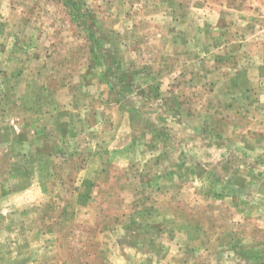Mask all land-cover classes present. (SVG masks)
<instances>
[{
    "label": "rangeland",
    "instance_id": "1",
    "mask_svg": "<svg viewBox=\"0 0 264 264\" xmlns=\"http://www.w3.org/2000/svg\"><path fill=\"white\" fill-rule=\"evenodd\" d=\"M0 264H264V0H0Z\"/></svg>",
    "mask_w": 264,
    "mask_h": 264
},
{
    "label": "crops",
    "instance_id": "2",
    "mask_svg": "<svg viewBox=\"0 0 264 264\" xmlns=\"http://www.w3.org/2000/svg\"><path fill=\"white\" fill-rule=\"evenodd\" d=\"M24 68V67H23ZM27 69H24V71L26 72Z\"/></svg>",
    "mask_w": 264,
    "mask_h": 264
}]
</instances>
